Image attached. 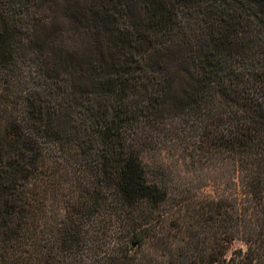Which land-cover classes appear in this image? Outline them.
<instances>
[{
	"label": "trees",
	"instance_id": "1",
	"mask_svg": "<svg viewBox=\"0 0 264 264\" xmlns=\"http://www.w3.org/2000/svg\"><path fill=\"white\" fill-rule=\"evenodd\" d=\"M42 1L0 0V69L28 41L22 6ZM75 13L74 49L1 121L0 264H264V0H112ZM169 51L194 70L180 95ZM169 117L179 125L167 129ZM140 137L219 156L240 189L199 204L205 227L169 222ZM237 239L246 248L229 254Z\"/></svg>",
	"mask_w": 264,
	"mask_h": 264
},
{
	"label": "rangeland",
	"instance_id": "2",
	"mask_svg": "<svg viewBox=\"0 0 264 264\" xmlns=\"http://www.w3.org/2000/svg\"><path fill=\"white\" fill-rule=\"evenodd\" d=\"M128 1L130 0H113V3ZM107 2L112 0H44L38 7L35 4L22 6L20 15L30 22V35L24 48L20 50L18 61L0 69L1 127L4 124L1 121H10L12 117L19 116L27 94L45 88V79H49L47 66L51 64L50 61L67 50L74 49L79 16L75 9H88ZM136 13H143L139 4L136 5ZM198 32L200 35L205 34L202 30ZM29 38L30 41L38 42L43 51L38 53L35 44L29 50ZM170 52L172 51L166 55L168 74L174 85L173 93L180 95L186 89L189 74H193L194 70L189 63H184L181 53ZM184 68H189L190 73ZM169 118L166 120L170 123L167 129L176 123L179 125L177 118ZM164 128V132L168 133L166 124ZM163 144L164 142L156 146L152 142H146L144 137L135 142L148 179L169 192L168 201L163 207L170 213L168 221H176V218L181 217L188 226L205 227L202 216L199 217V204L206 203L210 198L234 197L240 189V180L235 178L233 168L226 165L219 156L204 157V152H196L191 156L176 148L174 143L167 146H162ZM57 210L56 215L53 217L52 213L51 216L59 220L64 211L61 207ZM238 248H246L239 239L234 241L229 254Z\"/></svg>",
	"mask_w": 264,
	"mask_h": 264
}]
</instances>
